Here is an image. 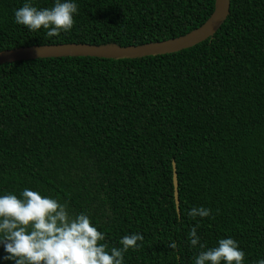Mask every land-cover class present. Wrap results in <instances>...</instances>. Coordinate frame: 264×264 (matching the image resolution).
I'll list each match as a JSON object with an SVG mask.
<instances>
[{
	"label": "trees",
	"instance_id": "1",
	"mask_svg": "<svg viewBox=\"0 0 264 264\" xmlns=\"http://www.w3.org/2000/svg\"><path fill=\"white\" fill-rule=\"evenodd\" d=\"M216 1L73 0L72 30L49 38L15 22L25 0H0V51L177 39L204 25ZM25 188L88 214L109 249L143 235L124 264H194L197 224L204 250L230 237L243 264L264 259V0H231L213 38L175 53L1 64L0 196ZM201 206L209 217L188 216ZM6 255L0 245V264H14Z\"/></svg>",
	"mask_w": 264,
	"mask_h": 264
},
{
	"label": "clouds",
	"instance_id": "2",
	"mask_svg": "<svg viewBox=\"0 0 264 264\" xmlns=\"http://www.w3.org/2000/svg\"><path fill=\"white\" fill-rule=\"evenodd\" d=\"M78 14V5L73 0H55L52 7L38 8L32 0H25L15 10V22L30 31L43 28L46 36H59L72 30ZM219 210H217L218 213ZM211 209L193 207L188 216L209 217ZM199 224L192 227L189 240L192 247L199 245L201 251L194 264H243L245 252L233 238L220 239L218 247L200 242L197 234ZM139 233L125 235L122 247H111L104 242L105 233L98 231L85 213L71 214L67 202L42 196L39 192L25 188L17 195L0 196V245L7 253L4 260L14 264H124V254L131 248L138 250L143 241ZM168 247L177 248L175 242ZM264 264V259L256 262Z\"/></svg>",
	"mask_w": 264,
	"mask_h": 264
},
{
	"label": "water",
	"instance_id": "3",
	"mask_svg": "<svg viewBox=\"0 0 264 264\" xmlns=\"http://www.w3.org/2000/svg\"><path fill=\"white\" fill-rule=\"evenodd\" d=\"M217 8L212 17L201 27L184 37L139 46L120 47L116 45L97 46L92 44H57L29 46L0 51V65L23 60L60 57H98L106 59H137L179 52L194 47L215 36L230 14L231 0H217ZM174 184L177 211H180L178 177L175 162Z\"/></svg>",
	"mask_w": 264,
	"mask_h": 264
}]
</instances>
